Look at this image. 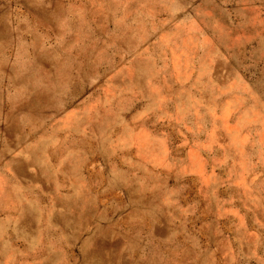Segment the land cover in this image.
<instances>
[{"label":"rangeland","instance_id":"1","mask_svg":"<svg viewBox=\"0 0 264 264\" xmlns=\"http://www.w3.org/2000/svg\"><path fill=\"white\" fill-rule=\"evenodd\" d=\"M0 264H264V0H0Z\"/></svg>","mask_w":264,"mask_h":264}]
</instances>
